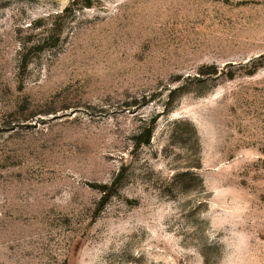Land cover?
<instances>
[{
    "label": "rangeland",
    "instance_id": "obj_1",
    "mask_svg": "<svg viewBox=\"0 0 264 264\" xmlns=\"http://www.w3.org/2000/svg\"><path fill=\"white\" fill-rule=\"evenodd\" d=\"M0 264H264V0H0Z\"/></svg>",
    "mask_w": 264,
    "mask_h": 264
}]
</instances>
